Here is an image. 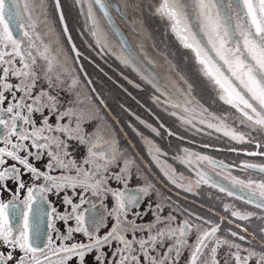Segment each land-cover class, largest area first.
<instances>
[{
	"label": "snow or ice",
	"instance_id": "snow-or-ice-1",
	"mask_svg": "<svg viewBox=\"0 0 264 264\" xmlns=\"http://www.w3.org/2000/svg\"><path fill=\"white\" fill-rule=\"evenodd\" d=\"M75 3L81 7L84 27L91 37L88 46L94 47L101 58L114 57L131 69L159 93L151 97L155 104L166 112L170 108L169 115L182 125L195 127L197 110L189 107L191 102L182 104L172 98L158 74L148 67L153 62L142 57L117 24V20L123 21L135 34L136 29L124 11L111 0H75ZM55 7L60 8V0H55ZM155 14L166 19L180 44L194 53L200 71L218 88L219 99L239 113L236 119L248 130L245 133L225 125L224 135L237 142H251L255 139L253 132L264 135V0H159ZM59 18L63 23L62 13ZM41 24L46 28L43 34L37 31ZM63 33L71 44L70 53L55 32L47 0H0V196L5 192L11 194L7 202L0 199V264H72L73 260L86 264L87 256H91V264H181L182 260L183 264H221L218 255L225 246L229 249L226 256L235 264H250L253 260L255 264H264V251L245 248L228 238L245 241L246 235L231 229L219 235L221 225L203 217H197L202 221L199 224L188 219L176 224L171 211L163 215L170 206L167 198L155 202L149 199L144 211L139 210L145 198L152 196L155 186L137 168L135 179L144 182L129 188L135 162L126 157L98 110L81 107L85 98L77 91L82 82L76 65L82 53L72 43L66 25ZM45 36H55V40L46 42ZM79 68L83 72V65ZM128 82L140 87L132 80ZM214 119H220L223 125V119ZM94 121L93 130L87 131L85 126ZM140 123L146 124L142 120ZM146 127L161 135L156 127L150 124ZM207 127L222 130L213 123ZM105 135L110 138L105 139ZM168 135L175 133L169 131ZM146 143L169 181L185 191H193L191 182L185 186L175 170L159 159L166 153L151 140ZM261 146L257 141L256 147ZM80 147L85 149V155L78 162L74 153ZM247 154L264 155V152ZM193 158L201 165L207 161L213 168L222 164L187 149L174 157L189 168ZM9 160L13 163L9 164ZM37 164H42L43 170ZM244 167L264 173V165ZM56 172L59 174H52ZM196 175L199 177L196 187L206 184L218 188L264 211V181L229 178V174L224 176L228 180V185H224L202 166ZM9 182L14 188L9 187ZM78 188L81 190L78 203L67 194L61 198L63 212L48 199L49 194L59 197L69 189L75 196ZM22 191L24 196L20 199ZM89 192L100 198L102 212L96 211V205L85 196ZM109 197L111 208L104 203ZM86 203L89 207L82 209ZM224 207L226 211L231 209V216L239 220L256 216L264 221V215L228 204ZM149 213L152 219L146 221ZM57 221L62 222L64 231ZM101 228L107 229L102 236ZM243 231L247 233L248 229ZM193 232L195 239L190 242ZM260 232L264 234V226ZM137 233L146 235L137 238ZM74 234H83L86 242L68 243L74 240ZM249 235L254 241L255 234ZM261 247L264 248V242ZM241 252L247 254L242 256ZM224 264H229V260L225 259Z\"/></svg>",
	"mask_w": 264,
	"mask_h": 264
},
{
	"label": "flooded vegetation",
	"instance_id": "flooded-vegetation-1",
	"mask_svg": "<svg viewBox=\"0 0 264 264\" xmlns=\"http://www.w3.org/2000/svg\"><path fill=\"white\" fill-rule=\"evenodd\" d=\"M144 1L145 0L141 1V9L143 8ZM111 2L114 6H118L116 0H111ZM151 2L146 3V6L143 8L144 10L148 9L145 11V18H138L141 23L140 28L144 29L148 34L144 36L151 41L152 39L157 40L158 49L165 59L169 58L168 55L175 57L188 55V62H170L172 66L169 62H164L160 65L152 63L149 64L148 67L158 74L173 99L179 100L182 104L185 101L191 102L189 107L197 110L195 119L193 120L195 127H192V125H182L176 117L169 115L171 111L170 108L166 112L163 110L162 106L155 104L151 97L154 94L159 95V93H156L150 85L145 84L131 69H127L120 63L114 62V57H111V62H100L101 58L97 55V51L94 47L90 48L88 46L89 43H91L90 36H85L82 33H78V35L69 33L73 43L82 53L79 65H83V72L80 71L79 65H76L77 74L82 82L77 91L85 98V103L81 105V107L91 111L98 110L104 123L111 128L126 157L135 162L133 168L134 178L129 183V188L134 189L144 182L142 179H135L137 168L139 169V173L155 186V191L152 193V196L150 198L146 197L140 205L139 210L141 212L144 211L149 199L155 202L167 198L170 206L165 208L163 215H167L168 212L171 211L176 217V224H179L184 219H188L194 224H199L202 221L198 220L197 217H203L206 220H211L221 225V232L219 235H224L228 229H231L232 231L246 235V240L248 242L252 241L251 243L253 245L264 250V248L261 247V243L264 242V234L260 232V228L264 226V221L257 219L256 216H253L247 221L239 220L231 216V209L226 211L224 207L228 196L226 193L220 192L218 188H213L206 184H201L199 187L195 186V181L199 179L196 175V170L201 166L208 170L209 174L213 176V179L224 185H228V180H225L224 176H229V174V178L235 176L243 180L251 178L257 182L264 181V179H261L264 178V173L244 167L245 164L264 165V155L247 154L250 152H264V135L253 132L252 137L255 139L251 142L247 140L245 142H237L232 140L229 136L224 135L223 127L225 125L245 133H247L248 130L240 125L239 120L236 119L239 113L219 99L218 88L200 72L201 66L197 63L194 53L190 49H185L180 44L176 35L171 31L169 22L155 14L156 5ZM50 3L51 0H47V5H50ZM156 4H159V0H156ZM128 19L136 29L135 34L123 21L122 25L124 27L119 23L120 20H117V24L123 30L124 35L131 45L135 47L138 52H141L131 40V35L137 37L139 34L137 27L132 21V18ZM193 23H195L194 19ZM141 54L142 57H144L143 52H141ZM105 58L107 59V57ZM161 68H163L167 74L161 72ZM84 73L87 74V78H85ZM174 73L179 77L178 79L173 77H176ZM88 80H91V84H88ZM128 80H132L135 84H139L140 87H134ZM13 83H15L14 80ZM161 99H163V97H161ZM100 100H103V104L100 103ZM137 117H139V119H137ZM214 118L223 119V125L220 124V119ZM201 119L205 120L204 124L200 123ZM141 120L145 121L146 124L156 127L161 135L157 136L155 133H152L150 129L146 127V124L140 123ZM52 122L55 123V118H53ZM37 123H39V119H37ZM208 123L221 126L222 130L218 132L215 128H208ZM161 124L164 127H161ZM94 126L95 121L85 127L87 131L91 132ZM197 129H200V131H197ZM169 131L175 133V135H168ZM108 138L110 137L105 135V139ZM146 140H151L163 153H166V155H161L159 159L175 170L177 178H180L185 186L191 182L193 191H185L184 188L177 187L169 181L161 171L160 166L153 160ZM257 141L262 145L260 148L256 147ZM184 149L189 150L190 153L210 157L214 161L222 162V164L213 168L207 161L202 162L201 165L193 158L192 168H189L184 163L174 159L177 154L182 155ZM74 155L79 162L85 155V149L80 147ZM11 163L13 162L9 160V164ZM37 167L43 170L42 164H37ZM216 173L220 175H216ZM52 174L58 175L59 173L56 172ZM24 179L27 181L28 177L25 176ZM204 185L208 189H205ZM113 186L115 187V185ZM9 187L14 188V185L9 182ZM80 191L79 188L76 189L77 195L73 196L72 190L69 189L67 193L61 192L59 197L49 194L48 199L57 207L58 211L63 212L64 207L60 203L61 198L67 194L73 198L75 203H78V194ZM207 191L213 193L214 196L212 197ZM23 196L24 193L22 191L20 199H23ZM85 196L91 203L96 205V211H103L100 206V198L93 197L90 192L85 193ZM228 197L232 199L231 202L236 209L244 211L246 208H249L251 212L257 213V215H264V211L255 208L251 204L245 203L243 200L237 199L236 196ZM212 198H214V200ZM0 199L7 202L11 199V194L5 192L0 196ZM104 203L111 208L110 197L105 200ZM88 207L89 204L86 203L82 206V209ZM135 211L136 209H133V212ZM221 217L225 219L221 220ZM131 218L132 216L130 214L129 219ZM144 219L146 221L151 220V213ZM229 221L233 222L229 223ZM107 222L110 227L111 220L109 219ZM70 223L74 225L75 222L70 221ZM56 224L60 227L61 231H64V228L61 226L62 222L57 221ZM237 225H240V227L238 228ZM244 228L248 229L247 233L241 230ZM106 231L107 229L101 228L99 235L102 236ZM249 234H255L254 241ZM136 235L137 238H139L141 235L146 234L137 233ZM53 237L55 238V233H53ZM128 238L132 239V235L129 234ZM193 239H195L194 232L189 238L190 242ZM75 241L86 242V238L83 234H74V240L68 243ZM57 243H59V241H57ZM113 246L115 247V244ZM105 251H107V248ZM109 255H111L110 252ZM186 255L187 254H185V257ZM91 259V256H87L86 264H91ZM72 264H76L75 260H73ZM181 264H183V260Z\"/></svg>",
	"mask_w": 264,
	"mask_h": 264
},
{
	"label": "rangeland",
	"instance_id": "rangeland-1",
	"mask_svg": "<svg viewBox=\"0 0 264 264\" xmlns=\"http://www.w3.org/2000/svg\"><path fill=\"white\" fill-rule=\"evenodd\" d=\"M116 1H117L116 3L118 4V6L121 8V10L124 11L125 15L128 18H132V21L134 22L135 26L137 27V31L139 34L137 37L136 36L134 37L131 35V40H132L133 44H135L138 47V49L141 50V52H143L144 57H146L147 60H150L153 62V64H157V65H160L161 63H164V62H169V63L170 62H180V63L188 62V60H187L188 55H185V56L181 55L179 57L168 55L169 58L165 59L163 57V54H161V52L158 49L157 40L152 39V41H151V40H148L144 36V35H148V34L144 29L140 28L141 23L139 22L138 18H145V16H146L145 11L148 10V9H145V10L143 9L146 6L145 4L152 1L157 6L156 0H148L149 2L147 0H145L143 3L142 9H141V4H142L141 1L142 0H116ZM125 3L127 5L126 7H125ZM60 8H61L62 14L64 16V20L66 22L69 33L73 34V35H78V33H82L83 35L87 36L88 34H87L85 27H84L85 20H84V16L81 14L80 5L75 3V0H60ZM47 9L49 12L50 20H51V22L55 28V32L57 34H59L61 43L63 44L64 48L70 53L69 46L66 43V40H65V37L62 33L59 21L56 18V11H55V7H54L52 0H51L50 5H47ZM119 23L122 25L121 20ZM37 31H39L41 34H43L44 32H46V28L44 27V25L41 24L38 27ZM44 39L46 42L50 39L55 40V36H45ZM141 48H144V49H141ZM55 50H56V45H55V43H53V54H55ZM105 57H107L108 60ZM105 57L101 58V56H100V58H101L100 62H102V61H105L107 63H108V61L111 62V56H105ZM114 62H117L119 64V61H117L115 58H114ZM170 65H171V63H170ZM161 72H165L167 74V72L164 71L163 68H161ZM200 72H202V71H200ZM177 75H176V77L175 76H173V77L175 79H178L180 76L178 75L179 76L178 77ZM197 78H199V77H197ZM206 78H208V77H206ZM210 93H212V92H210ZM261 179H264V178H261ZM204 187H205V185H204ZM205 189H208V188L205 187ZM207 192L209 194H211L212 197L214 196V194L211 193L210 191H207ZM212 199L214 200V198H212ZM231 200L232 199L227 196L226 204L233 206V203L231 202ZM245 210L250 211L249 208H246ZM228 238L235 240L237 243L242 244V246L245 248L251 247V248H254L258 252L264 251V250L258 248L257 246L253 245L252 243H249L247 240L239 241L237 238L231 237V236H229ZM228 251H229V249L226 246L220 250L219 255H218V259L220 260L221 264H224L225 259L229 260V264H235L234 260H232L230 257L226 256V253H228ZM232 251H235V249H233ZM246 254L247 253L241 252L242 256L246 255ZM250 264H255V261L254 260L251 261Z\"/></svg>",
	"mask_w": 264,
	"mask_h": 264
},
{
	"label": "water",
	"instance_id": "water-1",
	"mask_svg": "<svg viewBox=\"0 0 264 264\" xmlns=\"http://www.w3.org/2000/svg\"><path fill=\"white\" fill-rule=\"evenodd\" d=\"M53 4H54V7H55V0H53ZM55 11H56V15H57V19H58V21H59V24H60V27H61V30H62V33H63V28H64V25H66V23H65V20L63 21V23H61V21H60V14L62 13L61 12V8H59V9H57L56 7H55ZM98 11V10H97ZM63 35H64V37H65V40H66V42H67V44H68V46H69V48H70V50H71V44H69V42H68V39H67V35H65L64 33H63ZM68 35H69V31H68ZM72 43H73V41H72ZM242 231H243V229H241ZM244 232V231H243ZM245 233V232H244ZM251 237V236H250Z\"/></svg>",
	"mask_w": 264,
	"mask_h": 264
}]
</instances>
